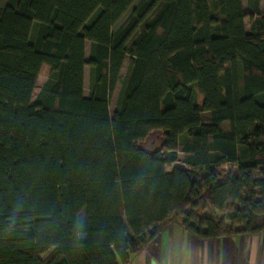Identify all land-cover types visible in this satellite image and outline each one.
I'll return each mask as SVG.
<instances>
[{
  "label": "trees",
  "instance_id": "trees-1",
  "mask_svg": "<svg viewBox=\"0 0 264 264\" xmlns=\"http://www.w3.org/2000/svg\"><path fill=\"white\" fill-rule=\"evenodd\" d=\"M260 5L4 0L0 264H129L173 223L262 232Z\"/></svg>",
  "mask_w": 264,
  "mask_h": 264
},
{
  "label": "crops",
  "instance_id": "crops-1",
  "mask_svg": "<svg viewBox=\"0 0 264 264\" xmlns=\"http://www.w3.org/2000/svg\"><path fill=\"white\" fill-rule=\"evenodd\" d=\"M129 264H264V230L203 239L173 223Z\"/></svg>",
  "mask_w": 264,
  "mask_h": 264
},
{
  "label": "rangeland",
  "instance_id": "rangeland-1",
  "mask_svg": "<svg viewBox=\"0 0 264 264\" xmlns=\"http://www.w3.org/2000/svg\"><path fill=\"white\" fill-rule=\"evenodd\" d=\"M260 3H261V5H260L261 12H262V14H264V0H260ZM3 5H4V0H0V7H3ZM242 5L244 7V10L247 12L248 11L247 10L248 9L247 8V0H242ZM245 27H246V31L249 32V30H250L249 18L245 19ZM89 50H90V45L87 43L86 48H85V59L86 60L89 59ZM126 65H127V62H126ZM126 65L123 69L122 77L125 73ZM49 73H50L49 68L46 67V65H43L41 68V71L39 73L37 84L35 85V88L33 91V95L31 97L32 101H34L36 99V97H38V94H39L41 88L43 87V85L46 84V82L48 80ZM88 88H89V68L85 67L84 68V95H88ZM118 92H119V87L116 88V90H115V92L111 98L110 107H109V111H110L111 115L115 110ZM204 120H207V115H205ZM147 142H149V140ZM144 146L146 147V144ZM178 156L182 157L181 154H179ZM175 167L184 168L182 159L178 160L177 162H175L171 165H167L165 169L167 172H171Z\"/></svg>",
  "mask_w": 264,
  "mask_h": 264
}]
</instances>
